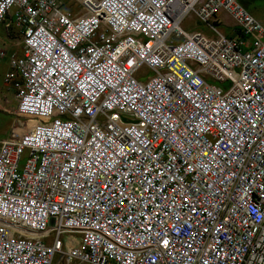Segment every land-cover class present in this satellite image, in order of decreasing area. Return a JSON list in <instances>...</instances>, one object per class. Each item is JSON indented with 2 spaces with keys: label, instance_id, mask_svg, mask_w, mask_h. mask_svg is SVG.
Here are the masks:
<instances>
[{
  "label": "built area",
  "instance_id": "built-area-1",
  "mask_svg": "<svg viewBox=\"0 0 264 264\" xmlns=\"http://www.w3.org/2000/svg\"><path fill=\"white\" fill-rule=\"evenodd\" d=\"M79 3L0 0L22 45L0 264H264V23L239 0Z\"/></svg>",
  "mask_w": 264,
  "mask_h": 264
},
{
  "label": "rangeland",
  "instance_id": "rangeland-1",
  "mask_svg": "<svg viewBox=\"0 0 264 264\" xmlns=\"http://www.w3.org/2000/svg\"><path fill=\"white\" fill-rule=\"evenodd\" d=\"M63 2L66 4L65 5L66 10H70L72 13L80 12L81 6L79 0H63ZM255 6L257 7V10L253 8V11L254 12L256 11L254 16L259 21L264 23V0L257 1L255 3ZM220 20L222 21L221 22L222 26H220V31L222 33L228 35L229 33L234 32L235 22L230 16L226 14H222ZM184 29L189 32L194 30H200V31H204L205 34H209V31L206 28V26L199 25L197 19L192 14L187 17L184 23ZM19 41L21 40L15 32H13L12 35H8L4 29H0V54L1 52H8V54H10L13 51H18L19 43H20ZM9 66L10 64L6 61V59L5 58L2 59L0 56V78L2 74L9 68ZM147 71H148L147 69L141 70L139 74V78L142 79V75ZM143 80L146 79L143 78ZM13 118L14 116H12L11 114H8L0 110V142L7 137V134L9 133L13 123ZM29 155L30 152L26 150L20 162V169L24 168L29 158Z\"/></svg>",
  "mask_w": 264,
  "mask_h": 264
},
{
  "label": "crops",
  "instance_id": "crops-1",
  "mask_svg": "<svg viewBox=\"0 0 264 264\" xmlns=\"http://www.w3.org/2000/svg\"><path fill=\"white\" fill-rule=\"evenodd\" d=\"M19 40V39H18ZM20 43H19V50L18 51H13L12 53H17V54H21L22 53V45H21V41H19ZM12 53H10V54H8L7 53V55H6V61L10 64V62L8 61L9 59L7 58V57H10V55L12 54ZM10 66H9V68L2 74V76H1V78H0V90H4V91H6V90H9V88H10V86L8 85V84H6L5 83V76H6V74L10 71Z\"/></svg>",
  "mask_w": 264,
  "mask_h": 264
},
{
  "label": "trees",
  "instance_id": "trees-1",
  "mask_svg": "<svg viewBox=\"0 0 264 264\" xmlns=\"http://www.w3.org/2000/svg\"><path fill=\"white\" fill-rule=\"evenodd\" d=\"M239 1L241 2L242 5H244L250 11V13L255 15L256 11L254 12L253 8H255L257 10V7L255 6V3L257 1H259V0H239Z\"/></svg>",
  "mask_w": 264,
  "mask_h": 264
},
{
  "label": "bare ground",
  "instance_id": "bare-ground-1",
  "mask_svg": "<svg viewBox=\"0 0 264 264\" xmlns=\"http://www.w3.org/2000/svg\"><path fill=\"white\" fill-rule=\"evenodd\" d=\"M30 160H31V159H30ZM30 160H28V161L26 162V163H27V165H28V163H29V161H30ZM20 162H21V160H20ZM20 162H19V167H20Z\"/></svg>",
  "mask_w": 264,
  "mask_h": 264
}]
</instances>
